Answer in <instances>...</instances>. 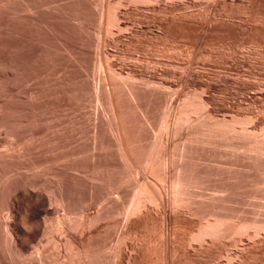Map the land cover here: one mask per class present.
Masks as SVG:
<instances>
[{"label": "rangeland", "instance_id": "374dc122", "mask_svg": "<svg viewBox=\"0 0 264 264\" xmlns=\"http://www.w3.org/2000/svg\"><path fill=\"white\" fill-rule=\"evenodd\" d=\"M0 264H264V0H0Z\"/></svg>", "mask_w": 264, "mask_h": 264}, {"label": "bare ground", "instance_id": "6f19581e", "mask_svg": "<svg viewBox=\"0 0 264 264\" xmlns=\"http://www.w3.org/2000/svg\"><path fill=\"white\" fill-rule=\"evenodd\" d=\"M207 2H208V0H207ZM207 4H208V3H207ZM204 5H205V4H204ZM205 6H206V5H205ZM207 228H211V226H210V227L208 226ZM213 231H214V230H213ZM207 232H208V231H207ZM209 233H210V232H209ZM206 234H207V233H206ZM206 234H205V235H206ZM202 235H204V234H202Z\"/></svg>", "mask_w": 264, "mask_h": 264}]
</instances>
